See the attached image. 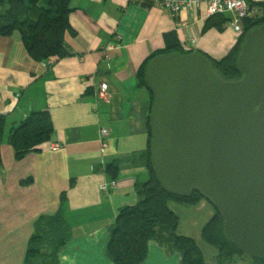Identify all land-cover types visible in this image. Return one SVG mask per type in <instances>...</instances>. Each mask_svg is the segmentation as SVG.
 <instances>
[{"label": "crops", "instance_id": "1", "mask_svg": "<svg viewBox=\"0 0 264 264\" xmlns=\"http://www.w3.org/2000/svg\"><path fill=\"white\" fill-rule=\"evenodd\" d=\"M6 2L0 0V13ZM72 7L65 55L53 57L52 63L29 58L18 34L0 37V112L7 116V127L18 126L32 112L47 111L54 128L52 140L21 161L9 136L4 141L0 264H25L37 221L57 214L70 233L59 264H115L107 255L110 228L122 207L139 203L137 184L152 177L147 152L153 102L141 82L143 65L153 53H179L176 48L221 59L237 42L228 24L223 31L207 27L211 16L205 7L183 11L176 19L144 0H72ZM177 22L188 26L177 27ZM103 86L110 92L106 101L96 98ZM102 128L109 130L104 153ZM113 177L118 187L102 191ZM170 207L179 216V234L198 243L206 264H218V250L203 239L216 213L212 204L173 202ZM141 264H183V256L150 240Z\"/></svg>", "mask_w": 264, "mask_h": 264}, {"label": "water", "instance_id": "2", "mask_svg": "<svg viewBox=\"0 0 264 264\" xmlns=\"http://www.w3.org/2000/svg\"><path fill=\"white\" fill-rule=\"evenodd\" d=\"M239 69L241 79L224 80L200 52L150 62L151 163L172 195L200 190L221 212L227 237L262 260L264 25L246 34Z\"/></svg>", "mask_w": 264, "mask_h": 264}, {"label": "trees", "instance_id": "3", "mask_svg": "<svg viewBox=\"0 0 264 264\" xmlns=\"http://www.w3.org/2000/svg\"><path fill=\"white\" fill-rule=\"evenodd\" d=\"M144 1L150 6L157 0ZM73 11L72 0H7L6 8L0 13V37L20 35L29 58L36 62H50L53 57L65 55L63 43L66 33L72 31L70 16ZM228 19L221 15L211 16L207 27L215 26L223 31ZM263 25L264 17L245 21L243 34L226 56L215 59L206 55L213 70L224 80L235 81L242 78L239 57L246 34ZM176 50L181 54L191 53L179 48ZM174 52L171 49L157 51L147 59L140 74L141 82L145 86L148 87L146 69L150 62L160 55ZM151 96L153 102L152 92ZM6 130L7 116L0 112V173L4 167L2 147ZM53 136L50 113L35 111L10 130L8 143L14 150L16 160L21 161L30 153L40 152L41 145L50 142ZM151 142L150 127L147 156L152 177L146 183L137 184L139 203L119 210L110 228L107 247L109 259L115 264H141L147 257L149 241L156 240L168 252H180L183 264H206L198 243L193 238L179 234V216L171 209L170 204L175 202L190 207L207 200L216 213L205 226L203 239L218 250V264L232 263L238 259L249 260L252 264H264V259H250L244 255L227 237L221 212L200 190L194 189L190 195L178 197L161 186L151 163ZM112 180L116 178L113 177ZM69 238V224L61 214L41 217L29 241L25 264H59L60 250Z\"/></svg>", "mask_w": 264, "mask_h": 264}, {"label": "built area", "instance_id": "4", "mask_svg": "<svg viewBox=\"0 0 264 264\" xmlns=\"http://www.w3.org/2000/svg\"><path fill=\"white\" fill-rule=\"evenodd\" d=\"M155 4L167 9L175 19L183 11L195 12L203 7L206 8L208 16L229 14L231 17L228 19V26L236 33L237 40L244 32L245 21L259 20L264 17V0H157ZM182 26L187 27L188 24L177 22V27ZM96 98L100 101H106L110 98V92L103 86L97 92ZM101 135V151L104 153L109 149V130L102 128ZM117 187V180H110L101 186V190L110 192Z\"/></svg>", "mask_w": 264, "mask_h": 264}, {"label": "rangeland", "instance_id": "5", "mask_svg": "<svg viewBox=\"0 0 264 264\" xmlns=\"http://www.w3.org/2000/svg\"><path fill=\"white\" fill-rule=\"evenodd\" d=\"M227 24H228V23H227ZM9 132H10V130H9V128L7 127L6 134H5V139H7V137L9 136Z\"/></svg>", "mask_w": 264, "mask_h": 264}]
</instances>
